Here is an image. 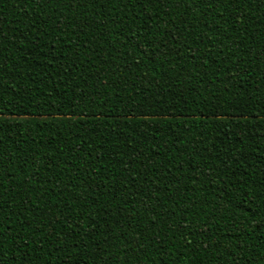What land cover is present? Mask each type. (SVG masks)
Wrapping results in <instances>:
<instances>
[{"label": "trees", "instance_id": "1", "mask_svg": "<svg viewBox=\"0 0 264 264\" xmlns=\"http://www.w3.org/2000/svg\"><path fill=\"white\" fill-rule=\"evenodd\" d=\"M0 264H264V0H0Z\"/></svg>", "mask_w": 264, "mask_h": 264}]
</instances>
